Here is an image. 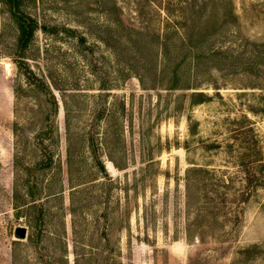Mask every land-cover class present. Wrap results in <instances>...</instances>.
<instances>
[{"label": "rangeland", "instance_id": "obj_1", "mask_svg": "<svg viewBox=\"0 0 264 264\" xmlns=\"http://www.w3.org/2000/svg\"><path fill=\"white\" fill-rule=\"evenodd\" d=\"M173 2L21 0V49L0 0V264H264V0H234L188 90Z\"/></svg>", "mask_w": 264, "mask_h": 264}, {"label": "trees", "instance_id": "obj_2", "mask_svg": "<svg viewBox=\"0 0 264 264\" xmlns=\"http://www.w3.org/2000/svg\"><path fill=\"white\" fill-rule=\"evenodd\" d=\"M11 9V14L13 15L18 31H19V38H18V45L19 48L24 49L29 46V44L34 40L36 31L39 28V22L37 19L32 17L29 14L24 13L21 10V0H5ZM171 0H169L170 3ZM176 3L173 2V4L176 5V8H170V4L168 7V13L169 16L172 19H169L171 21L169 24H171L170 27L171 31H168L166 33L165 38H162V47L165 50V53H167V56L171 52V48H184L187 50V53L182 56L181 60L178 61L174 66H172V70L170 72V79L168 83L167 89L169 90H177V89H184L188 90L193 87H190L189 85H182L183 80V73L182 72V65L184 62L191 57L192 59L198 58L200 55L195 53L194 51L199 48V46L203 45L204 43L208 42V38L211 36H214L218 33V31L223 27L224 24L232 23L237 20V14L235 13V6H234V0H229L228 2H225V0H221L220 3H216V6L219 4L226 5L228 7L233 6V10L231 8L227 10V12L217 17V12L213 14L207 15V20L201 23V20L204 16V14L207 12V7L209 1L203 0V2L200 3V0H175ZM230 3V6H229ZM177 12L176 15L174 12ZM175 18V19H174ZM84 39L81 38V42H83ZM214 51V50H211ZM27 75L31 77H34L37 79L33 71L31 69L29 70L26 68ZM34 74V75H33ZM38 80V79H37ZM34 84L38 86L39 88L43 89L44 91L51 93V100H53L54 107L57 110V101L55 99V95L53 94L52 90L50 89L49 85L44 82L40 81H34ZM197 96L201 97L200 101H205L203 99L204 93L200 92L197 94ZM199 102V101H197ZM56 112V111H55ZM67 112V111H66ZM68 113V112H67ZM53 118L52 122L50 123V127L47 129V131L44 132L45 136L48 138H55V136L58 134V125L56 123V114L53 113V115L48 116L47 119L50 120V118ZM68 117V116H67ZM94 141V138L91 140ZM43 139L42 142L43 143ZM113 162L116 164V161L112 159ZM119 167V165H117Z\"/></svg>", "mask_w": 264, "mask_h": 264}, {"label": "water", "instance_id": "obj_3", "mask_svg": "<svg viewBox=\"0 0 264 264\" xmlns=\"http://www.w3.org/2000/svg\"><path fill=\"white\" fill-rule=\"evenodd\" d=\"M15 235L19 239H24L27 235L26 227H18L15 231Z\"/></svg>", "mask_w": 264, "mask_h": 264}]
</instances>
